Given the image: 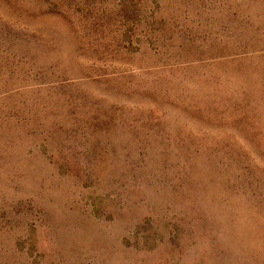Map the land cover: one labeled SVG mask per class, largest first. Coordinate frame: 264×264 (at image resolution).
Segmentation results:
<instances>
[{
    "label": "rangeland",
    "instance_id": "rangeland-1",
    "mask_svg": "<svg viewBox=\"0 0 264 264\" xmlns=\"http://www.w3.org/2000/svg\"><path fill=\"white\" fill-rule=\"evenodd\" d=\"M0 264H264V0H0Z\"/></svg>",
    "mask_w": 264,
    "mask_h": 264
}]
</instances>
